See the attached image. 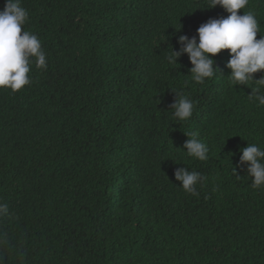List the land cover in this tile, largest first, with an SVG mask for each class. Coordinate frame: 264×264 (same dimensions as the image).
<instances>
[{
	"label": "trees",
	"instance_id": "obj_1",
	"mask_svg": "<svg viewBox=\"0 0 264 264\" xmlns=\"http://www.w3.org/2000/svg\"><path fill=\"white\" fill-rule=\"evenodd\" d=\"M22 6L47 68L0 89V264H264V188L239 164L248 143L264 147V106L229 82L227 50L202 84L187 54L166 60L179 36L229 14L207 0ZM243 11L264 35V0ZM171 89L193 101L188 121L173 118ZM185 133L208 146L206 161L187 156ZM178 167L207 177L198 195Z\"/></svg>",
	"mask_w": 264,
	"mask_h": 264
},
{
	"label": "clouds",
	"instance_id": "obj_2",
	"mask_svg": "<svg viewBox=\"0 0 264 264\" xmlns=\"http://www.w3.org/2000/svg\"><path fill=\"white\" fill-rule=\"evenodd\" d=\"M248 5L249 0H207L205 9L221 7L229 15L209 19L197 29V36H179L180 49L177 51L172 47L166 60L170 65H180L179 59L187 54L192 65L189 76L192 81L202 84L218 74L214 57L227 50L230 56L226 65L230 70L229 82L250 88L249 100L264 106V76L255 78L257 73L264 72V35L254 12L243 11L240 14ZM28 19L29 13L22 6V0H5L0 10V89L18 92L29 85L33 63L38 69L47 68V55L41 40L24 28ZM258 33L260 39H257ZM171 90L176 96L171 105L173 118L188 121L193 115V101L182 91ZM185 135L188 137L184 144L187 156L206 161L209 158L208 146L198 139L196 133ZM240 151L239 164L242 168L246 166L247 175L252 178L251 187L264 188V147L248 143ZM233 171L236 174L235 168ZM174 176L180 187L192 195H198L196 186L207 180L201 173L189 171L187 167H178ZM8 215V204L0 201V218Z\"/></svg>",
	"mask_w": 264,
	"mask_h": 264
}]
</instances>
